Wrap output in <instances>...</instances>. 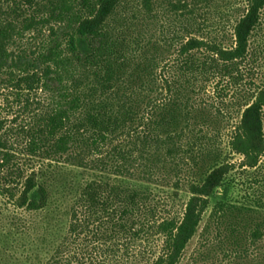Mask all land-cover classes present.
Returning <instances> with one entry per match:
<instances>
[{"label": "trees", "instance_id": "1", "mask_svg": "<svg viewBox=\"0 0 264 264\" xmlns=\"http://www.w3.org/2000/svg\"><path fill=\"white\" fill-rule=\"evenodd\" d=\"M1 73L45 94L26 153L46 163L17 194L0 136L25 212L0 255L178 264L199 235L216 264H264V0H0Z\"/></svg>", "mask_w": 264, "mask_h": 264}, {"label": "rangeland", "instance_id": "2", "mask_svg": "<svg viewBox=\"0 0 264 264\" xmlns=\"http://www.w3.org/2000/svg\"><path fill=\"white\" fill-rule=\"evenodd\" d=\"M46 35L47 31L45 30L42 33L28 34L16 43L14 48L25 51L27 57L34 56L32 52L37 51L41 40ZM17 76L16 74V77L11 78L7 73L0 74V136L7 141V144L11 145L10 166L15 168L14 173L6 176L8 181L6 186L10 189L13 188L18 194L23 189L25 178L31 172H37L46 163L39 157H32L26 153V131L36 123L43 113L46 97L37 87V83H32L33 87L29 88L25 82L18 81ZM207 89L210 92L211 88ZM233 159L238 160L239 156H234ZM236 196V191L233 188L224 186L211 195L210 201L214 203L218 200L236 198ZM11 213L24 214L25 212L13 206L10 196L3 186H0V222L5 221L6 216ZM4 244L0 239V246ZM0 264L14 263L10 256L1 254ZM178 264H216V262L213 255L206 251L201 237L196 235L188 243Z\"/></svg>", "mask_w": 264, "mask_h": 264}]
</instances>
